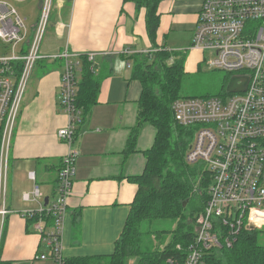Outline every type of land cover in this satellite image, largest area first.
I'll use <instances>...</instances> for the list:
<instances>
[{
    "label": "crops",
    "instance_id": "crops-1",
    "mask_svg": "<svg viewBox=\"0 0 264 264\" xmlns=\"http://www.w3.org/2000/svg\"><path fill=\"white\" fill-rule=\"evenodd\" d=\"M176 1L160 0L156 5L153 42L146 29V8L134 0H55L40 45L42 58L26 85L10 141L5 187L10 214L2 240L3 262L50 264L34 258L44 247L34 228L36 221L29 222L25 213L37 210L45 197L53 199L61 160L71 148L77 157L62 236L64 254L75 259L113 253L138 188L129 178L143 172L142 151L151 148L155 137L154 127L144 124L136 136V151L125 152L142 91L133 77V64L135 57L155 46L166 48L171 31L177 42L191 46L202 0H186L184 6L174 8ZM65 52L74 59L95 53L93 69L100 80L96 103L77 125L71 148L57 137L68 122L58 99L63 62L50 58ZM129 64L130 73L126 71ZM35 185L40 200L25 201L23 194L32 192Z\"/></svg>",
    "mask_w": 264,
    "mask_h": 264
},
{
    "label": "built area",
    "instance_id": "built-area-1",
    "mask_svg": "<svg viewBox=\"0 0 264 264\" xmlns=\"http://www.w3.org/2000/svg\"><path fill=\"white\" fill-rule=\"evenodd\" d=\"M54 3L41 0L37 18L30 24V15L0 0V40L6 51L0 54V252L10 214L5 187L13 127L34 65L42 58L40 45ZM195 23L191 48L210 55L206 66L248 78L244 91L225 89L217 96L179 97L170 107L177 124L194 130L186 161L203 165L210 179L208 199L196 218L194 238L182 264H209L210 254L230 248L240 233L264 227V0H202ZM86 57L94 63L96 55ZM50 58L63 62L58 99L68 122L57 137L71 148L83 118L75 98L82 59L67 52ZM76 157L71 148L62 158L53 199L25 213L27 218L39 215L34 228L44 251L35 254L36 260L71 264L62 236ZM29 176L34 179V173ZM40 196L35 185L23 199L39 201Z\"/></svg>",
    "mask_w": 264,
    "mask_h": 264
},
{
    "label": "trees",
    "instance_id": "trees-1",
    "mask_svg": "<svg viewBox=\"0 0 264 264\" xmlns=\"http://www.w3.org/2000/svg\"><path fill=\"white\" fill-rule=\"evenodd\" d=\"M134 1L146 8L147 33L155 42L156 5L160 0ZM172 52L155 46L140 55L142 60L135 57L133 77L140 81L142 91L137 121L130 130L125 152L136 151V136L144 124L154 127L155 137L151 148L142 151L145 157L143 172L129 178L138 188L114 251L110 255L68 258L71 264H125L128 257H137L138 264H170V260L175 264L183 263L194 238L196 214L205 206L199 193L208 199L210 179L203 165L190 164L185 159L194 130L173 119L171 104L183 97L184 52ZM81 59L75 98L84 115L96 103L100 80L94 73V63L87 61L86 56ZM27 219L35 222L39 215ZM259 234L258 229L240 233L230 248L223 247L217 254H210L209 264H264V245L259 243ZM167 235H170L168 240ZM0 264L8 263L0 261Z\"/></svg>",
    "mask_w": 264,
    "mask_h": 264
},
{
    "label": "rangeland",
    "instance_id": "rangeland-1",
    "mask_svg": "<svg viewBox=\"0 0 264 264\" xmlns=\"http://www.w3.org/2000/svg\"><path fill=\"white\" fill-rule=\"evenodd\" d=\"M5 1L15 6L22 15L28 14L31 17L33 14L34 15L36 14L37 6L40 3V0H26L23 2H13L12 0H4V2ZM185 4H186V0H177L176 6L174 8H180ZM173 33L174 32L172 31L169 32L168 37H166L167 46L165 47L169 51L184 52V61H183L184 78L182 82L181 95L183 97H190V96L206 97V96H217L218 94L222 95L227 87V84L231 80L232 76L225 71H221L217 69H209L206 66V60L210 57V55L205 54L201 49L191 48V46L186 42H181V43L177 42ZM185 37L186 34H184L182 39H184ZM5 52L6 51L4 44L0 40V54H3ZM137 60H142V57L137 58ZM130 64L133 63L131 62ZM130 64L128 65L129 67L126 69V71H128L129 73L132 71V66H130ZM115 74L116 75L120 74V71L115 72ZM30 80H31V76H30ZM205 182L207 181L205 180ZM199 198L203 203V205H205L204 199L206 201L207 197L205 198L203 193H199ZM203 209L196 214L197 218L200 216ZM188 213H191V210H189ZM190 218L192 219V217ZM188 221L190 222V219ZM194 223H196V218ZM258 230L260 231L259 243L261 245H264V227ZM169 236L170 235L166 236V240L169 239ZM177 248L180 249L181 247H177ZM5 249L6 248L3 246L2 251L0 253V261H4L3 254ZM28 264H31V262H29ZM34 264H42V263L35 261ZM125 264H138V259L137 257H128L126 259Z\"/></svg>",
    "mask_w": 264,
    "mask_h": 264
},
{
    "label": "water",
    "instance_id": "water-1",
    "mask_svg": "<svg viewBox=\"0 0 264 264\" xmlns=\"http://www.w3.org/2000/svg\"><path fill=\"white\" fill-rule=\"evenodd\" d=\"M248 83V78H238V77H232L230 82L227 85V92H240L244 91ZM49 202V197L44 198V206H46Z\"/></svg>",
    "mask_w": 264,
    "mask_h": 264
}]
</instances>
